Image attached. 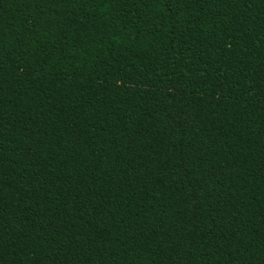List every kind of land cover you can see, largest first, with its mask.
<instances>
[{"label": "trees", "instance_id": "1", "mask_svg": "<svg viewBox=\"0 0 264 264\" xmlns=\"http://www.w3.org/2000/svg\"><path fill=\"white\" fill-rule=\"evenodd\" d=\"M0 264H264V0H0Z\"/></svg>", "mask_w": 264, "mask_h": 264}]
</instances>
